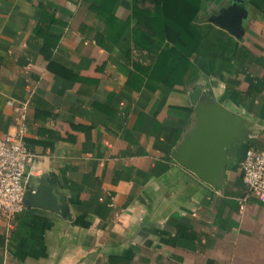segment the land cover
<instances>
[{
    "label": "crops",
    "instance_id": "obj_1",
    "mask_svg": "<svg viewBox=\"0 0 264 264\" xmlns=\"http://www.w3.org/2000/svg\"><path fill=\"white\" fill-rule=\"evenodd\" d=\"M98 1L0 0V136L24 105L25 184L45 175L71 212L0 214V264H264V195L247 192L240 166L264 149V0H242L240 38L208 21L229 0H201L202 41L173 84L141 71L135 20L106 39ZM132 1L112 14L126 19ZM123 50L138 55L136 73ZM196 84L244 120L216 185L171 156L197 121Z\"/></svg>",
    "mask_w": 264,
    "mask_h": 264
},
{
    "label": "water",
    "instance_id": "obj_2",
    "mask_svg": "<svg viewBox=\"0 0 264 264\" xmlns=\"http://www.w3.org/2000/svg\"><path fill=\"white\" fill-rule=\"evenodd\" d=\"M246 15L242 0H229L208 21L240 38ZM202 89L201 84H196L189 92L190 102L197 111V121L171 156L202 181L216 185L222 181V170L238 144L246 140L242 131L244 120L229 113L212 97L202 95ZM199 98L203 99L202 103H199ZM24 205L26 208L50 207L63 218L71 219L66 197L52 190L45 175L25 184Z\"/></svg>",
    "mask_w": 264,
    "mask_h": 264
},
{
    "label": "trees",
    "instance_id": "obj_3",
    "mask_svg": "<svg viewBox=\"0 0 264 264\" xmlns=\"http://www.w3.org/2000/svg\"><path fill=\"white\" fill-rule=\"evenodd\" d=\"M98 2L96 13L105 12L108 15L106 39L114 38L117 41L131 21L135 20L131 29L132 47L139 57L142 55L148 60L147 65L141 68L148 78L162 72L164 81L173 84L174 76L184 78L190 75V58L202 41L198 24L201 0H133L130 15L124 20L112 14L116 0ZM123 52L131 60L135 73L139 71L138 55L133 59L128 50ZM73 224L89 225L80 216L73 220ZM0 242L3 246L4 239H0Z\"/></svg>",
    "mask_w": 264,
    "mask_h": 264
},
{
    "label": "built area",
    "instance_id": "obj_4",
    "mask_svg": "<svg viewBox=\"0 0 264 264\" xmlns=\"http://www.w3.org/2000/svg\"><path fill=\"white\" fill-rule=\"evenodd\" d=\"M11 104V102H9ZM18 121L0 136V214L12 217L25 208L24 174L33 154L25 142L24 105L15 104ZM242 180L249 193L264 195V149L248 148L240 161Z\"/></svg>",
    "mask_w": 264,
    "mask_h": 264
}]
</instances>
